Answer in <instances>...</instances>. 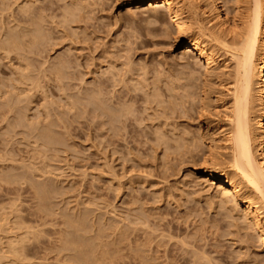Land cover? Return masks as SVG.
Here are the masks:
<instances>
[{
  "label": "rangeland",
  "instance_id": "374dc122",
  "mask_svg": "<svg viewBox=\"0 0 264 264\" xmlns=\"http://www.w3.org/2000/svg\"><path fill=\"white\" fill-rule=\"evenodd\" d=\"M134 1L0 0L1 264H264L251 220L204 177L229 166L235 63L216 43L237 49L257 28L259 63L262 0H244L230 37L207 2L176 0L215 54L207 74L188 70L166 14ZM216 1L231 19L238 0Z\"/></svg>",
  "mask_w": 264,
  "mask_h": 264
},
{
  "label": "bare ground",
  "instance_id": "6f19581e",
  "mask_svg": "<svg viewBox=\"0 0 264 264\" xmlns=\"http://www.w3.org/2000/svg\"><path fill=\"white\" fill-rule=\"evenodd\" d=\"M199 1L207 2L209 11L212 14L211 16L213 17V22L214 21L216 22V25L219 28L218 30L223 34V36H225V37L229 36L230 37V35L232 36V34H234L235 32H237L235 34H238V31H236L237 22H240L241 17L243 16L242 15V11H243L242 9L244 8L243 5H245V4H243L245 2L244 0H238V6L236 7V10L234 11V15H233V17H231V19L228 18L227 14H225V12L222 11V9H221L222 7L219 6V4L217 3L216 0H199ZM178 3H176V0H135L134 2L130 3V6H132L133 9H135V10L141 9L142 6H147L150 8L154 7V9L153 10L151 9V10L155 13V16H157L156 18L157 19L158 18H161V19L167 18V22L169 24H171V26L173 27L174 33L173 32L172 33L175 35V38L177 40L183 41L182 57H183V59H185V61H186L185 63L189 67L188 70H190V69L193 70V68H195L194 66L197 63H200V65H204L205 74L212 73L213 66L217 64V59L215 58V54L211 51L210 46H208L209 44L207 45L206 43L204 44V42H202V38L200 36L199 37H192L188 33L189 32L188 31L189 29H187L188 26L186 25V23L184 21L181 20V18H180L181 14L177 12V9H176V12H174V10H172V8L174 6H176ZM196 3H197V5L200 4V3L198 4V2H196ZM261 4L263 6L262 8L264 9V0H262ZM246 5H247V3H246ZM155 6L157 9H155ZM160 8H162V10H160ZM163 14L164 15L166 14L165 16H167V17L163 18L162 17ZM206 15H208V13ZM211 20H212V18H211ZM254 23L255 22H253V24ZM251 24H252V22H251ZM252 27H256L255 24H254V26H251L249 28L247 26L248 30L252 29ZM256 29L253 28L252 31L251 30L248 31V33L245 36H244V34H245L244 33L243 34L244 39L241 38L242 36L239 37V35H237L242 40V42H240L241 44L238 45L240 47H238L237 49L236 48L233 49L234 47L229 48L228 45H227L228 47H226L224 44L225 43L224 40H221V41H223V43L219 42V41H217V43H216L218 46H220V47L222 46V48L225 49V51L228 53V55L229 54L231 55V56L230 55L229 56L232 57V60H234V63H235V65H234L235 66V70H234L235 76L233 77L234 81L232 80L233 84H232L231 89L227 90V91H229V93H227V94H229V96H230L228 98L229 101L226 102L225 104L224 103L221 104V106L224 108L223 121L227 124V127L224 124L219 126V130L220 129L222 130L221 131V138H220V141L223 143L222 149H224V150L227 149V151L229 150L228 153L230 152L228 155V158H226V159H228L227 161H228L229 166L227 168L220 166L218 169H216L215 167H217V166H214V165H212V167L205 166V176L204 177H206V180L208 182L214 183L217 185L219 190L222 192V194L220 193L222 196H228L229 199H231V201L236 202L235 205L238 204L241 207V209H242L241 211H243V219L251 220V222L253 223V225L255 227V230L257 231V234H256L257 238L264 245V53L258 59L259 63L254 64L252 61V58H253V52H254L253 46L255 45V35L257 33ZM203 32H204V30H203ZM233 36H235V35H233ZM237 36H235V37H237ZM263 37H264V25H263ZM215 38H214L215 41H216V39L219 40L218 38H216V39ZM13 41H14V39L11 40V42H13ZM236 42H234V43H236ZM263 43H264V41H263ZM16 44L12 45V43H10L11 46H17ZM263 48H264V45H263ZM65 63L66 62H64V63L62 62V64H65ZM69 64H70V62H69ZM225 67H227V66H225ZM222 69H223V67H222ZM55 70L57 71V69H55ZM195 76H197V75H195ZM100 91H101V94H99L98 96L102 95V90H100ZM189 96H190V94H189ZM189 96H187V98ZM177 97H178V95H177ZM94 98H97V97H94ZM94 98H92V99H94ZM178 98H180V97H178ZM97 100H98V98H97ZM254 100L257 102V111L256 112L254 109V108H256L255 107L256 105L255 106L253 105ZM182 102L183 101H181V103ZM181 103L179 104V106H180L178 108L179 110L181 109V107H183V105H181ZM130 107H131V105H130ZM122 108H124V107H122ZM132 111H133V107H132ZM123 112H124V110H123ZM178 113H180V111H178ZM180 114H179V116H180ZM109 116H111V115H109ZM115 116H114V118H115ZM131 116H132V113H131ZM201 137H202V134H201ZM215 144H216V142H215ZM222 145H220V146H222ZM210 148H211V146H210ZM209 150L210 151L207 150V152H209L208 154H209L210 160H212V156L210 155L211 149H209ZM188 152H190V151H188ZM208 154H207V156H208ZM205 161H206V159H205ZM207 162H208V160H207ZM207 162L205 163V165L207 164ZM203 164H204V161H203ZM207 165H209V164H207ZM206 180L204 179V181H206ZM244 185L248 186V187H245ZM249 187L252 188L251 191L253 193L255 192L257 194V196L255 193H254L255 195H252L250 193L248 195L243 194V188L245 190V188H249ZM229 212H231V211H229ZM231 214H233V212ZM76 245H78V244H76ZM71 246L73 247V245H71ZM78 246H76V247H78ZM203 259H204V257H203ZM205 259H207V258H205Z\"/></svg>",
  "mask_w": 264,
  "mask_h": 264
}]
</instances>
